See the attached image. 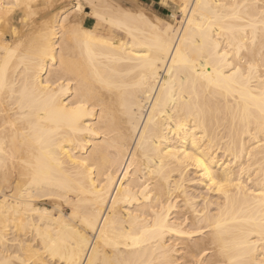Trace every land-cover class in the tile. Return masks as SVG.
<instances>
[{
    "label": "bare ground",
    "instance_id": "obj_1",
    "mask_svg": "<svg viewBox=\"0 0 264 264\" xmlns=\"http://www.w3.org/2000/svg\"><path fill=\"white\" fill-rule=\"evenodd\" d=\"M37 1L0 0V264H264V0Z\"/></svg>",
    "mask_w": 264,
    "mask_h": 264
},
{
    "label": "rangeland",
    "instance_id": "obj_2",
    "mask_svg": "<svg viewBox=\"0 0 264 264\" xmlns=\"http://www.w3.org/2000/svg\"><path fill=\"white\" fill-rule=\"evenodd\" d=\"M107 1L113 4H118L123 8H128L135 13L142 12L146 16H149L150 19H155L160 17L158 19H161L162 21H164V23H167L176 29H178L179 26L183 23V21H185V15L182 11L183 10V6L181 4L182 0H107ZM37 2L39 3V5L36 6L38 10L35 8L28 18L31 21L37 20L36 26H41L49 23L55 17L54 15H57L56 13L68 8L69 6H71L72 3L71 0H50V1L38 0ZM39 9L40 11L42 9V11L40 12ZM90 12H91L90 6L85 7L84 10H82V13H84L85 16H89ZM52 203H53V208L55 205L59 204L58 201L56 200L52 201L49 199L46 200L45 205L43 207L46 206L48 209H51Z\"/></svg>",
    "mask_w": 264,
    "mask_h": 264
}]
</instances>
